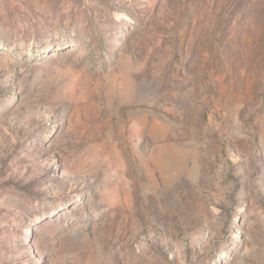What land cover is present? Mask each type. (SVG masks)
Masks as SVG:
<instances>
[{
	"label": "rangeland",
	"instance_id": "rangeland-1",
	"mask_svg": "<svg viewBox=\"0 0 264 264\" xmlns=\"http://www.w3.org/2000/svg\"><path fill=\"white\" fill-rule=\"evenodd\" d=\"M0 264H264V0H0Z\"/></svg>",
	"mask_w": 264,
	"mask_h": 264
}]
</instances>
